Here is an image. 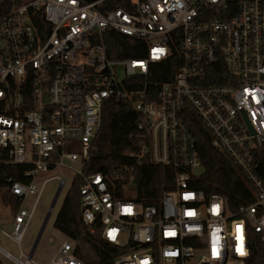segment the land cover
Returning a JSON list of instances; mask_svg holds the SVG:
<instances>
[{"label":"built area","instance_id":"2783aa9c","mask_svg":"<svg viewBox=\"0 0 264 264\" xmlns=\"http://www.w3.org/2000/svg\"><path fill=\"white\" fill-rule=\"evenodd\" d=\"M104 1L0 0V163L29 166L31 183L8 180L9 192L34 197L0 231L19 250L7 258L41 264L21 242L45 184L66 182L35 181L66 169L82 181L88 233L115 248L111 264H246L249 232L264 244V0H129L103 13ZM106 32L142 43L145 57H110ZM172 58V79L149 83ZM109 100L137 114V148L131 166L86 175ZM208 151L241 178L212 175ZM143 161L174 170L155 205L135 199ZM74 251L65 239L45 264H84Z\"/></svg>","mask_w":264,"mask_h":264},{"label":"trees","instance_id":"16d2710c","mask_svg":"<svg viewBox=\"0 0 264 264\" xmlns=\"http://www.w3.org/2000/svg\"><path fill=\"white\" fill-rule=\"evenodd\" d=\"M82 1L93 3L98 0ZM118 7L130 10L129 0H106L99 4L97 9L105 13ZM38 22L34 21V24L37 25ZM102 39L110 57L118 59H143L145 57V47L138 41L111 32L103 33ZM153 68L158 70V74L152 75V72H149L147 81L159 84L170 81L177 66L172 58ZM136 121L137 114L125 102L109 100L103 106L100 127L91 146L89 162L83 169L84 174L101 173L107 176L113 169L131 166L132 162L127 158V154L135 152L137 148V140L134 137ZM205 156L207 168L212 175L223 171L226 176L230 175L232 178V174H236L222 158L210 151L206 152ZM29 170L30 167L27 165L0 163V187H5L9 191L10 182L8 180L25 185L30 184L32 179L25 176ZM134 177L136 201L144 205H155L161 193L172 185L174 170L143 161L135 166ZM261 180L264 183V178ZM81 184L80 178H74L71 182L53 227L65 239L74 243V255L84 264H111L116 257L115 248L101 240L98 232L90 235L81 220L82 208L79 194ZM200 186L208 194L214 192L226 194L223 190L209 187L205 181H201ZM8 194L14 201L15 207L18 206L20 199L12 196L10 192ZM228 201L230 204L235 202L229 195ZM248 239L249 257L246 264H264V244L260 242L259 236L249 232Z\"/></svg>","mask_w":264,"mask_h":264},{"label":"rangeland","instance_id":"374dc122","mask_svg":"<svg viewBox=\"0 0 264 264\" xmlns=\"http://www.w3.org/2000/svg\"><path fill=\"white\" fill-rule=\"evenodd\" d=\"M71 168L72 170L77 171L79 170L80 167L78 164H73ZM235 173L238 176V178H241L236 171ZM54 176L63 179L66 182V184L61 189L52 209H51V205L55 197V194L57 193L59 183L58 181L50 180L45 184L43 193L35 206L33 216L29 222V225L25 231L23 240L21 242V250L25 254H27L29 249L34 245V242L36 240V237L38 235L41 226L43 225V223H45L43 233L38 242L36 255L33 258L34 260L36 258H39L40 255L39 253L43 251V248H44V253L42 255L43 256L42 258L44 259L46 258L48 260L49 256L53 254V252L58 248V246L61 244V242L64 239V237L54 229L53 223L55 221V218L57 217L62 202L65 198V195L67 194L69 186L72 182L73 174L66 169L65 170L57 169L47 174L40 173L37 176V180L35 181V184L37 187H39L43 180ZM227 177L228 179L232 180L230 175ZM238 189H239L238 186H232L231 188V190H233L234 192L235 190L238 191ZM8 193L9 191L7 188L0 187V229L9 234L12 229L11 223L14 218L15 212L18 210L29 212L34 201V197L33 196L26 197L23 200V202L19 204V206L15 207L14 201L11 199ZM48 213L49 216L45 222V218ZM0 248L14 258H18L19 256V250L17 246L14 243H12L10 240L2 237L1 235H0ZM0 264H13V263L0 257Z\"/></svg>","mask_w":264,"mask_h":264},{"label":"crops","instance_id":"0c3cea01","mask_svg":"<svg viewBox=\"0 0 264 264\" xmlns=\"http://www.w3.org/2000/svg\"><path fill=\"white\" fill-rule=\"evenodd\" d=\"M20 204H21V202H20ZM19 206V205H18ZM16 213H17V211L15 212V214H14V216L16 215ZM14 219V218H13ZM12 224H13V220H12V223H11V228H12ZM0 231H1V229H0ZM3 231V230H2ZM11 231H12V229H11ZM0 235L2 236V237H4L1 233H0ZM5 238V237H4ZM7 239V238H6ZM65 240V238L63 239V241ZM62 241V242H63ZM61 242V243H62ZM37 246H38V244H37ZM37 246L35 247V249H34V253H33V255H32V257L34 258L35 257V255H36V251H37ZM32 248H33V246L29 249V251L27 252V254L29 255L30 254V252H31V250H32ZM57 250V249H56ZM56 250L53 252V254L51 255V256H49V259L55 254V252H56ZM43 253H44V248H43V251L41 252V253H39L40 255H39V258H36L35 260L37 261V262H39V263H41V264H45V263H47V261L49 260H47L46 258L44 259V258H42L43 256ZM7 254L8 253H6V252H4L1 248H0V257H2V258H4V259H6L7 261H10L8 258H7Z\"/></svg>","mask_w":264,"mask_h":264},{"label":"water","instance_id":"95a60500","mask_svg":"<svg viewBox=\"0 0 264 264\" xmlns=\"http://www.w3.org/2000/svg\"><path fill=\"white\" fill-rule=\"evenodd\" d=\"M59 193H60V188H58L57 193L55 194V197H54L53 202H52V205H51V209H52V207H53V205H54V203H55V201H56V199H57ZM48 216H49V213L47 214V216H46V218H45V222H46V220L48 219ZM44 226H45V223H43V225L41 226V228H40V230H39V232H38V235H37L36 240H35V242H34L33 248H32V250H31V252H30V254H29V258H31L32 255H33V253H34V249H35V247L37 246V244H38V242H39V240H40V238H41V235H42V233H43Z\"/></svg>","mask_w":264,"mask_h":264}]
</instances>
